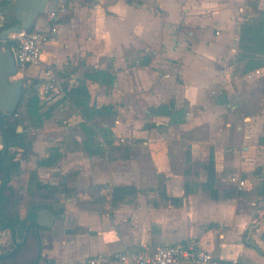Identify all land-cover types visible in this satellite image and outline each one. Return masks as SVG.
Masks as SVG:
<instances>
[{
	"label": "crops",
	"instance_id": "1",
	"mask_svg": "<svg viewBox=\"0 0 264 264\" xmlns=\"http://www.w3.org/2000/svg\"><path fill=\"white\" fill-rule=\"evenodd\" d=\"M67 6L43 59L67 68V91L87 88L88 98L76 95L77 104L68 94L52 112L68 121L66 129L77 128L81 148L68 151L69 167L77 169L76 158L90 174L82 166L80 174H40L52 166L38 165L50 152L36 160L39 179L59 186L52 196H31L34 207L59 214L40 230L39 264H78L102 252L191 238L220 258L264 264V170L256 169L264 167V66L245 71L238 59L241 25L264 10V0ZM43 22L44 13L33 28ZM97 70L114 76L110 86ZM24 73L40 82L42 68ZM85 111L100 123L82 127ZM104 151L109 168L102 169L92 161ZM188 159L192 169L185 172ZM7 234L0 230L2 240ZM34 235L32 229L24 264L37 260Z\"/></svg>",
	"mask_w": 264,
	"mask_h": 264
},
{
	"label": "built area",
	"instance_id": "2",
	"mask_svg": "<svg viewBox=\"0 0 264 264\" xmlns=\"http://www.w3.org/2000/svg\"><path fill=\"white\" fill-rule=\"evenodd\" d=\"M52 2V5H50ZM68 11L67 0H50L44 10V22L40 27L23 29L9 34L8 41L17 65V75L29 67H41L40 103L51 105L69 101L66 82L68 70L63 66L45 63L44 46L60 33L61 15ZM36 23V22H35ZM124 141V139H122ZM234 179H236L234 177ZM241 185L244 180L238 179ZM78 264H243L239 258H220L194 239L177 243L143 245L124 248L113 253H98L88 256Z\"/></svg>",
	"mask_w": 264,
	"mask_h": 264
},
{
	"label": "trees",
	"instance_id": "3",
	"mask_svg": "<svg viewBox=\"0 0 264 264\" xmlns=\"http://www.w3.org/2000/svg\"><path fill=\"white\" fill-rule=\"evenodd\" d=\"M262 16L256 19H248L244 21L241 25V33L239 37V53L238 59L245 62V71L257 69L264 66V10L259 12ZM12 44V42H9ZM97 75L101 74L104 77L108 75L106 70H97L95 72ZM109 83L112 84L114 76L109 73L108 75ZM38 83L35 81L33 86ZM36 96H30L24 105V114L27 115L28 119L32 122V125L39 127L43 125V122L50 118L52 110L55 104L50 105L47 109L43 110L42 106L39 105L40 98L38 96V89L36 90ZM69 96L77 103V96L89 97V93L85 86H80L73 90H68ZM77 95V96H76ZM86 100H84L85 102ZM11 112L10 114H4L3 118H0V128L2 131L3 139L5 144L4 149L0 150V173H2V183L0 185V225L6 224V221L12 220L21 222L19 216L11 210L10 205L15 202L14 200V189L12 186L8 185L10 177L13 174L19 173L21 170V160L26 159L28 152L31 148V141L28 139L26 132H21L18 130L15 122H12L10 115L19 113V109ZM49 156L42 158L38 161V165H51L58 160L60 155L59 150L52 149ZM19 155V156H18ZM209 170L207 186L212 188L214 182V159L210 158V162L207 165ZM30 180L32 185V195L35 196H52L58 192L59 186L44 183L39 179L38 172L33 170L30 174ZM9 191V193H7ZM16 197V196H15ZM32 200V199H31ZM29 200V204H31ZM33 204V203H32ZM41 204L38 203L37 207ZM36 206V203L32 207ZM35 234V233H34ZM35 236V241L37 242V236ZM38 244V242H37ZM28 249V242L25 246L13 257L12 261H17V264L26 256V251ZM36 256L32 260L31 264H34ZM24 262V260L22 261Z\"/></svg>",
	"mask_w": 264,
	"mask_h": 264
},
{
	"label": "rangeland",
	"instance_id": "4",
	"mask_svg": "<svg viewBox=\"0 0 264 264\" xmlns=\"http://www.w3.org/2000/svg\"><path fill=\"white\" fill-rule=\"evenodd\" d=\"M262 15L259 13L258 16L252 18V19H256L261 17ZM240 61V60H239ZM92 78H96V76H92ZM13 78H30L29 75L27 73H23L21 75V77H18V75L16 74ZM102 82L107 83V85L110 86L109 83V78L108 75L105 76V79H101ZM264 80V79H263ZM33 86V85H32ZM37 88L35 86H33V91L27 95L24 104L21 106L19 113L17 115H11L10 119L12 122H15L16 126L19 128L18 130L21 132H26V135L28 137V139L31 141V148L28 152V156L26 157V160L23 161V164L21 165V170L19 173L13 174V178L12 182L10 181V184L12 185L13 189H14V204H13V212H15V215L19 216V218L21 219V216H23L24 218H26V215L28 214V211L31 209V204H29V200L32 199L31 195L32 193V185H31V180L28 178V175L32 173L35 165H36V160L38 158H40L42 155H44L45 153L48 152H52V149H56L59 150L60 155L58 157V160L54 163H52L50 167L46 168V167H42V169L39 171L40 174H55V173H60V174H80L81 171V166L84 167L82 169L86 170L84 171L85 174H90L89 172V165L85 166L81 161H79L76 158H73L72 160L76 162V168L77 169H71V167H69V162L70 160L65 159L68 155V151L71 150H78L81 147L78 144V141L76 140L75 136H76V132H77V128L76 127H71L69 129H66L65 126H68V121L65 122L63 117H60L57 114V110H54V112H52V117L49 119H46L43 122V125L41 127H32V122L28 119L27 115L24 114V105L26 103V100L30 97V96H36L35 94H37ZM41 87L38 89V96L41 100ZM39 105L42 106L43 110L47 109L49 105L45 104H41L39 101ZM58 104H56L57 106ZM87 111H85V113L82 114L83 117H85L84 121L81 122L82 127H86L89 128L88 124L89 121L90 122H98L99 121H93L95 119V116H93L94 114H87ZM85 126H84V125ZM91 135H94V132L91 133ZM94 138H92L90 140H93ZM46 141V143L44 142ZM52 142L51 145L48 146L47 142ZM0 144H3V137L1 134V130H0ZM0 145V146H1ZM62 150V151H61ZM85 150L90 153V151L85 148ZM83 149V152L85 153L87 162L89 155L86 154L87 152ZM98 149H96L95 153L97 152ZM108 152H109V145H108ZM103 153V155H101V157L95 156V160L92 161V163H98V167L105 169V168H109V153ZM19 156V155H18ZM28 158V159H27ZM108 165V166H107ZM183 169L185 170V172H187L188 170L190 171L192 169V163H190L189 159L185 161V163L182 165ZM70 168V169H69ZM257 170H264L263 166H257L256 167ZM2 178V175L0 174V179ZM46 179H50V176H46ZM43 182V181H42ZM161 182V181H160ZM7 193H9V191H7ZM11 194V193H9ZM16 196V197H15ZM40 197L41 199V195L37 196ZM24 218H22V220L24 221ZM19 223V222H18ZM22 223V222H21ZM19 223V224H21ZM7 237H4L3 240L1 239L2 236L0 237V252H4L5 247L8 248H12L13 247V243L12 240L10 239V237L8 236V234L6 235ZM19 239H21V235L19 234L18 236Z\"/></svg>",
	"mask_w": 264,
	"mask_h": 264
},
{
	"label": "water",
	"instance_id": "5",
	"mask_svg": "<svg viewBox=\"0 0 264 264\" xmlns=\"http://www.w3.org/2000/svg\"><path fill=\"white\" fill-rule=\"evenodd\" d=\"M49 1L0 0V13L2 15V21L0 22V118H3L5 113L16 111L25 101L22 95L23 78H13L17 74L18 69L8 41L9 34L32 28L37 18L46 9ZM28 216L31 223L26 227L24 240L18 242L17 247L13 251L1 254L0 260L17 253L24 245L29 229L34 228L39 241V254L35 264H39L41 257L40 230L42 227L50 228L55 219L59 217V214L47 206H43L42 208L34 207ZM20 220H22V217Z\"/></svg>",
	"mask_w": 264,
	"mask_h": 264
},
{
	"label": "flooded vegetation",
	"instance_id": "6",
	"mask_svg": "<svg viewBox=\"0 0 264 264\" xmlns=\"http://www.w3.org/2000/svg\"><path fill=\"white\" fill-rule=\"evenodd\" d=\"M6 24H8V23L6 22ZM23 80H24V87H23L22 95L26 99L27 95H29L33 91V86L32 85L34 84V82L30 78H23ZM35 87L37 89H39L41 87V83L40 82L36 83L35 84ZM10 113L11 112H8L6 114H10ZM17 114L18 113L14 114V115H17ZM0 130H1V128H0ZM1 134H2V131H1ZM2 137H3V135H2ZM5 144L6 143L4 142V139H3V144L0 146V150L4 149ZM0 174H2V173H0ZM11 178H12V176L10 177V181H11ZM10 181H9L8 185L12 186L10 184ZM1 183H2V178L0 179V185H1ZM13 204L10 205L11 210H13V208H12L13 207ZM30 212H31V209L28 211V214ZM28 214L26 215V218L23 217L24 218V221L21 220L22 223L19 222V223H21L20 226H19V223L17 221H12V220L6 221V224L3 225V226L0 225V230H2V231L8 230V236L10 237V239L12 240V243H13V247L12 248L5 247L4 252H2V253L0 252V255L1 254H4V253H7V252H10V251H13L17 247L18 242H22L24 240V238L26 236V227H27L28 224L31 223V220H30ZM32 229H34V228H30L29 229V232H28V235H27V239H26L24 245L20 248V250L27 243V240H28L30 231ZM19 234L21 235V239L18 238ZM17 253H15L14 255H12V256H10V257H8L6 259L0 260V264H17V261L16 260H14V262L12 261L13 257ZM19 264H24V263L21 261V263H19Z\"/></svg>",
	"mask_w": 264,
	"mask_h": 264
}]
</instances>
